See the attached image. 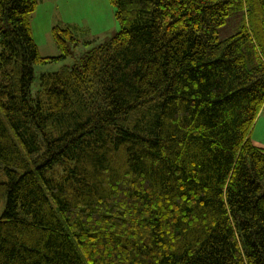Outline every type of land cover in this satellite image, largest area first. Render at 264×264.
<instances>
[{
	"label": "trees",
	"instance_id": "16d2710c",
	"mask_svg": "<svg viewBox=\"0 0 264 264\" xmlns=\"http://www.w3.org/2000/svg\"><path fill=\"white\" fill-rule=\"evenodd\" d=\"M78 65L0 0V264H264V0H109ZM238 30L218 39L234 11Z\"/></svg>",
	"mask_w": 264,
	"mask_h": 264
},
{
	"label": "rangeland",
	"instance_id": "374dc122",
	"mask_svg": "<svg viewBox=\"0 0 264 264\" xmlns=\"http://www.w3.org/2000/svg\"><path fill=\"white\" fill-rule=\"evenodd\" d=\"M244 12L234 10L224 25L218 29V39L234 34L243 19ZM72 26L78 45L70 49L72 55L54 62L34 67L33 88L41 74L57 72L81 62V58L97 45L108 41L119 31L115 7L109 0H39L30 16L33 40L41 56L54 57L60 54L52 36V28ZM252 142L264 149V112H260L252 127Z\"/></svg>",
	"mask_w": 264,
	"mask_h": 264
}]
</instances>
